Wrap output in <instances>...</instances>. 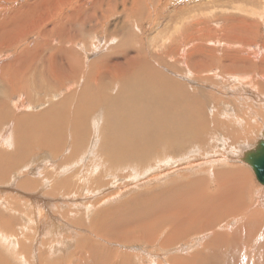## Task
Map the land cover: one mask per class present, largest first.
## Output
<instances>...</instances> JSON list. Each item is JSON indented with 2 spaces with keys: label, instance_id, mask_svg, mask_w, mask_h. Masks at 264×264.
Returning a JSON list of instances; mask_svg holds the SVG:
<instances>
[{
  "label": "rangeland",
  "instance_id": "1",
  "mask_svg": "<svg viewBox=\"0 0 264 264\" xmlns=\"http://www.w3.org/2000/svg\"><path fill=\"white\" fill-rule=\"evenodd\" d=\"M96 1L98 0H95V2ZM114 1L116 3L115 5L113 3V0H104V3L106 6H103L102 8L98 9L97 15L94 18L95 30L91 27V24H90L91 20L89 18V13L87 11H84L85 9H88L90 5L84 6L83 3H80L82 2L80 0L79 3H77L76 1L73 3V6H77V7H72L74 9L73 12L68 9L66 10V12L69 14L70 19L67 21H65V19L67 18L60 19L62 20L60 22V25L62 26V28L59 31L49 33L47 36L46 35L44 36V33H42L43 31H41V29L29 30V28H26L27 24H20L15 27L18 30L14 31L12 34L13 35H15L16 33L24 34L27 32L26 34L22 36V40H23L22 43L18 44L14 48L0 49V69H2L3 65H9L10 61H13V59L18 55V53L22 49L32 50L36 44L42 41H45L46 43V47H44L41 52V54L44 57L46 56L48 57L50 55V51H55L58 54L59 58H61V60L67 59L74 68V72L65 71V69L60 68V59L54 58V60L51 62V65L47 61L46 67L43 68L42 62H40L38 64L37 72L30 71L28 73L27 75L28 86L27 87L21 85L20 83L18 84L17 82H11L7 86L5 84H0V93H1L0 95L1 96H3L4 93L12 92L10 94L11 96L9 97V100L7 99L5 102L3 100L0 101V154L3 153V155L2 154L0 155V158H2L0 160V166L1 164L4 166V167L3 166L0 167V181L2 180L1 178H3L4 180V181L3 180L1 181L3 182V184H1L0 182V195H1L0 203H2L0 204V264H39V257L42 260L45 259L44 261L46 262V264H53L52 261H49V256H50L49 254L51 252L55 253V256L59 257L60 262L63 259L65 260V261H62V263L58 261L59 263H55V264H80L76 262L73 258H69V257L75 251L78 252L80 250L79 247H83V245L85 244L82 237H85V236L89 238L91 237L88 231L89 225H90L89 222H91V224L94 222L93 224H95V220L97 222L98 218H100L101 215L104 214V212L107 213L108 210L119 207V205L126 202L129 197H130L129 198L130 200L133 196L139 193H143L147 191L148 197L150 198L152 196H150L149 194L155 193L163 189L164 190L172 189L171 187H168V186H164V187L157 186L158 184H156L154 181L149 180V177L155 175L157 171L158 173L162 174L164 173V171L167 172L169 170H173L175 174H178L180 172H183L184 169L187 167L185 165L183 166V163L188 162V163L195 164L196 163L195 160H198V161H201L203 159L207 160L210 158V155H212V156L219 157V158L221 157L222 162L224 163V164L221 163L218 165V167H215L217 170H219V168L220 169L222 168L221 170H225L226 168H228V169H233L234 171V166L236 167L238 166L237 168H239V171L243 172L245 170H249L250 172V169L248 168V166L242 163L241 160H239L238 158L244 155L243 149H246L248 146L249 147L253 146V144L257 143L264 135V94H263L264 93V87H263L264 85V80H263L264 79V65H263V72L261 74H258V72H261V71H258L256 69H253L251 73L249 71L248 74L247 73L246 74H242V73L235 74L237 75L235 76V78L240 79L239 82H233L232 79H229L228 76H225L226 74L224 76H219L217 67L213 65L214 67L213 69H210L209 72L204 73V75H208L207 77H210L212 81L203 82V81L194 79V74L192 70H191L192 72L185 70L186 67H185L184 62L181 63L182 65L178 64V65H173V66L168 65V62H171L174 59L180 58L182 55L180 53L182 52L186 56L187 51L190 49V46H192L193 44L189 40L188 41L184 40V38L192 35V30L190 29L192 28L193 25H195L196 27L198 22L200 23L201 21H202L201 23L203 24L201 26L204 27L203 29L204 38H206L204 41V46H203V43H202V46L205 47L207 45L206 48L214 47L213 48L215 50L214 57L215 59L220 61L224 54L222 48L227 47L222 44L225 41H227V40L224 41L223 39H226L225 34H227L224 32L225 27H226V20L229 19L230 17L233 20L246 19V30H245L247 32L246 33L247 35L246 44L249 43V45L245 47V50L242 56L251 55L250 61L256 64H259L261 62V59L264 58V20H262L264 19V0H148V1L142 0L146 8L144 11H140V10L138 11L139 15H136L137 16L136 19H134L132 15L131 16L128 15L130 9L136 8L135 6H133V4L135 3L134 0H114ZM9 5L10 4H8L7 6ZM111 12L113 13L110 14ZM255 13H259V14L255 15ZM103 14H107V17L104 18ZM194 19L196 21H194ZM46 20H48L47 17H44V21ZM60 20H56V21H60ZM103 21H105V23H103ZM194 22L196 23L194 24ZM236 23L238 24V22ZM236 23H228L229 27L232 26L230 33L227 34L230 37L232 34L234 33L236 34V31H235L236 28L239 31L238 25L240 24L236 25ZM52 24L53 22L46 23L45 31L49 30ZM136 25L139 28H141V31H139ZM205 27H208L209 30L208 28H205ZM97 31H100V32H97ZM127 31L129 33H127ZM111 32H114V35L110 34ZM205 32L208 34H206ZM193 36L200 37L201 33L198 30H196V34H194ZM114 39L116 40L114 41ZM219 41H220L221 46L218 45ZM258 44L261 46H259ZM262 45H263V48H262ZM168 47H175L178 49V51L174 54L165 55L164 53L167 51ZM239 47L241 48V45L235 46L233 44H230L228 46V48L232 51H238ZM216 48L217 49L219 48L218 49L219 52L216 50ZM254 50L255 52H253ZM137 53L147 54L149 58L151 55L154 56V55L162 54L163 59L167 58V61L163 62V59L160 60L161 67L159 68L155 66L156 69L147 68L146 66H143V69H140V72H141L140 75L132 74L131 77L127 79H125V74H121V71L123 68H125V66L123 68H120L119 70L120 72H110L109 71L107 73V67H106L107 65H105V63L108 59L110 61L111 60L114 61L115 59H123V57H126V56L133 57L135 60L133 64L134 66H136L139 64L138 58L135 56ZM217 55L222 56V57H218ZM79 59H80V62H79ZM224 63H227V61L226 62L224 61ZM147 65H150V64L147 63ZM79 66L81 67L80 69H79ZM12 68H16V67L15 66L10 67V69ZM154 70H158L161 72V74H159L160 80H157V83L161 85V88L149 86L150 79H152L153 77L151 73ZM187 74H189V77L187 76ZM2 75H3L2 71L0 70V78ZM214 75H218V77ZM51 77H54V78H51ZM137 78L140 79L144 83V86L137 87L136 82H135L136 81L135 79ZM64 80H65V83H64L65 85H63ZM245 80H248L249 82L248 81L245 82ZM126 82H128L129 84ZM41 85L43 87H40ZM247 86H250V88ZM10 87L13 89H11ZM44 87L45 88L49 87V89L45 90ZM173 87L182 88L185 95L188 93V90L193 91V92L197 90H201V91L203 90L207 96H210V97L212 96L211 98L209 97L210 99H215L214 103L216 104L213 103L214 110L210 111L212 108V105H208L203 111L205 112V114L201 115L198 112L200 119L196 118V120L193 121V123H195L197 122V120L198 121L200 120L199 121L201 122L200 129L204 125L209 123L210 124L209 128L201 134H198V132H196L198 135L196 133L195 134L198 137H195L193 132H190L191 135L188 132V134L190 135L189 136L190 138L189 140H187V144L182 146V148L185 149V151H174V152L169 153L167 156L162 155V153L159 154L162 159H165V156H166V159L169 160V162H171L173 166L163 165L161 161L162 159H161L158 161L157 167H155L154 163L152 164L148 163L149 165L146 163H138L136 164L137 167L135 166L134 170L133 169L127 170L126 172L122 170V168L121 169L116 168L109 161V156L111 154L110 151L112 150V147L109 144V141H110L109 139L115 136V139L118 138L117 140H120V138L114 134H117L118 132H120L121 134L122 132H130V131H131L130 133H134L133 137H138V134L136 132L139 131L140 127H142L144 131H147L148 129H150L151 126H153V115H154V109L156 106L162 107L163 110L167 108V111L162 110L161 112V115L163 116L165 120L164 123H166L167 125H174L177 128H179L182 124H187L188 120L186 119L185 115L178 112V108L181 106V103L180 101L175 100L173 98L172 96ZM92 88H98L96 90L97 91L99 90V92H96ZM20 90H22V93H20ZM233 90H235L236 92L235 91L233 92ZM210 91L211 93H209ZM15 92L17 93L15 94ZM162 92H164L163 94L165 95H163ZM97 94L99 95L97 96ZM234 94H236L237 96ZM252 96L255 98L257 97L256 99L258 100H256ZM18 97H19V101H17ZM165 97H168V98L166 99ZM165 99L167 102L165 101ZM260 99L262 100L260 101ZM77 100L78 102H76ZM158 100L159 101L162 100V102H159ZM82 101H84L85 103H88V107H86L87 104H85ZM168 101H169V104H168ZM194 101L200 106L206 104V101L204 102V100H202L200 102L199 98L196 96H194ZM172 103H175V104H172ZM76 104H78V106ZM176 104L178 107L175 106ZM222 104L225 105V107H227V110H222L223 109ZM182 105L187 106L188 109L190 110L197 111L195 108H192L195 105L188 106V103L186 105L184 104V102ZM56 106L59 108V111ZM19 108H20V111H19ZM56 110L58 114L56 113ZM48 111H51V112H48ZM75 111L76 113L79 112L77 116H76ZM207 111H210V112H207ZM252 112H253V115L250 114ZM43 113L44 114L46 113L45 116L42 115ZM83 113L85 115H83ZM64 114H67V115L65 116ZM23 115L24 116L38 115V118L35 120H31V121L26 118V120L23 119L22 121L18 122V119ZM58 115L60 116L59 119H58ZM212 115H214L213 119L217 117L218 118L214 121L212 119L211 122H209V119H211L210 116ZM48 116H50L49 119H48ZM166 116L167 118H165ZM85 117L86 118L88 117L89 119L88 122L90 121L92 124L91 125L87 124L86 125L87 128L86 126L82 128V130H84L82 132L76 131V130L74 131V129H72L73 121L76 118L81 119ZM233 118H235L234 121H233ZM228 119L231 121H229ZM23 121L25 122L23 123ZM67 121L69 124L67 123ZM48 122H50L51 125H49ZM94 122L96 124H94ZM211 123L212 124L215 123L216 125L219 124L220 127L219 128L217 127L218 129L213 128L211 127L212 126ZM54 125L56 127H54ZM34 126L36 127L34 128ZM61 127L62 129H65V130L62 131ZM113 128H115L116 131ZM51 130H52V133H51ZM55 130L61 131L60 134H59V131L56 132ZM48 131L50 132L49 134H48ZM109 131L113 133L111 134ZM54 132L56 134H53ZM76 132L77 134L73 135V133H76ZM79 132L83 134H79ZM89 132H91L94 136L89 135ZM97 132H101V133L97 134ZM208 132L209 134H206ZM95 135H96V138H95ZM97 135L99 136L97 137ZM107 135H109L108 138H107ZM5 136H8L9 139L8 137H5ZM55 136H58V138ZM217 136H220L221 139L220 137H217ZM39 137L41 138L39 139ZM69 137L70 138L72 137L71 138L72 140ZM89 137L90 139H88ZM102 137L103 138L105 137V138L103 139ZM46 139L48 140L46 141ZM63 139L66 141L64 142ZM218 139L219 141H222L221 143L223 144H219ZM56 140L57 142H55ZM81 140L85 141L87 144L85 145V142H82ZM14 141H17L16 142L17 144ZM12 143H14V146H11L13 145ZM42 143L45 146L41 147ZM77 144H82V146L77 145ZM88 144H91V145H88ZM93 144H95L96 147ZM220 145L222 147H220ZM78 146H80V148ZM82 147L84 148V150L81 149ZM101 147L103 148L101 149ZM5 149H7L8 153H4ZM252 149H254V146L252 147ZM72 150L73 151L75 150V152H73ZM62 151L64 153H62ZM69 151L73 155L69 156V153H70ZM76 152L78 155L81 154L80 155L81 157L75 154ZM196 152L197 153L199 152V154H197ZM226 152H228L227 154L229 153L235 154L234 158L228 159L227 157L228 155L226 154ZM237 152L238 154H236ZM13 153L15 154L14 156L12 155ZM107 153H110L108 154L109 156L107 155ZM94 154H96V157H94L95 156ZM7 155H9V157ZM6 156H7V159H4L6 158ZM10 157L12 160H10ZM8 158H9V163L5 162V160H8ZM83 158L85 159L82 161ZM185 158L186 159L188 158V159L186 160ZM3 160H4V164L1 163L3 162ZM177 163L180 165H178ZM79 164H82V165H79ZM221 165H224V166H221ZM109 167L112 169H110ZM202 168H205L204 164L203 166H200V169ZM2 173H3V176H1ZM120 173L122 174L118 175ZM113 174L115 176H113ZM183 174L184 173H182V175ZM18 175L20 176L18 177ZM195 175H197L198 177H206L207 173L197 172ZM195 175H191L190 177H193ZM178 177H180V175ZM251 178H252L253 185L255 187L264 188L256 182V179L253 173H252ZM4 182H6V184ZM24 182H35L37 183V188L33 191H26L21 186H19L20 183H24ZM87 182H90V183H87ZM89 184L92 187H89ZM97 184L99 185V188ZM38 187L40 188V190H42V192L38 190L39 189ZM84 187L86 189L89 188L87 189L88 191L91 190L92 188V192L89 191L90 193L88 192L87 194L88 196L90 195L89 196L90 198L87 195L85 196V194L87 193L86 192L87 190ZM81 189L84 192L80 191ZM74 190H76L77 192ZM50 191H54V195H47V193ZM80 193H82V195ZM100 193L102 194L100 195ZM69 194H71V196ZM120 194H123V195L120 196ZM8 195L10 196L9 198H8ZM83 195L85 196V198H87L86 201L84 200L85 198ZM92 195L93 197H91ZM255 195L257 196L258 193ZM32 197H34V199ZM239 197H240L239 198L240 204L243 202H247L246 195L242 194ZM5 198L7 200L9 199L10 201L9 200L6 201ZM14 199L15 200L17 199V200L15 201ZM88 199H91L93 201L91 200L89 201ZM94 199L96 202L94 201ZM104 201H107V202L103 204ZM117 201L119 202L118 204L116 203ZM7 202L9 204L11 202L12 203L9 205ZM20 202H23L21 203L22 205L20 204ZM76 202L77 203L79 202V204L77 205ZM52 203L54 204L55 208L52 206L53 205ZM31 204L36 205V207L34 208V206H32ZM69 204H71V206ZM79 205L80 206L82 205L81 207L83 208L85 207L84 210L86 208L88 209L84 211L83 208L81 209L78 208L80 207ZM70 207H71V210H70ZM64 208L67 210H64L63 212ZM252 208H254L253 210L260 211L263 214V218L259 221V226H258L259 227L258 229H260V231H258V233L256 234V237L258 238L257 241L259 244H261L262 243L261 237H263L264 235V206L263 205L261 207L252 206ZM38 212H40V215ZM95 213H97V215H94ZM3 214H6V215H3ZM77 214L82 215V217ZM92 214L93 216H96V219L95 217L92 216ZM54 215L55 217H53ZM59 215L60 216L63 215V216L60 217ZM38 216H40V219ZM58 216L61 220L58 218ZM88 216L89 218L86 219L85 217H88ZM4 217H5V220L3 219ZM74 218L76 219L73 220ZM116 218L122 219L123 217L118 215L116 216ZM33 219H36V220H33ZM77 219L78 220L80 219L81 223L80 221L78 223ZM91 219L93 220V222ZM38 221H40L41 224L44 223V225L41 226V229L39 228V233L41 234H39L38 231L35 229L36 227H38V223H37ZM70 221L74 222L76 225L74 223L70 224L71 223ZM2 222H4V224H1ZM4 226L9 229H6ZM27 226L31 228L29 229ZM112 227L115 229V224L113 221H112V224L111 222L107 223L105 228L113 232L114 229ZM69 229H72V230H69ZM26 231H28V233ZM31 231L33 232L31 233ZM44 232L45 233L48 232L47 237ZM49 238H51V240ZM64 238L65 240H63ZM210 238H212L211 233L203 231L202 235L193 234L192 236L188 237L185 241H181L178 244L167 247L165 249H160L154 244H140L138 242H132L131 244H125V245L112 242V243H108V246L110 250L113 252H116L121 255L136 256L139 258L140 261L142 262L144 261V263L147 264L148 261L162 260L165 258L179 256L187 252L190 248L194 247L196 243L201 244L203 243V241L210 239ZM41 240L42 241L46 240L47 243L40 242ZM48 240L51 241L53 244H56L54 246V248H58L56 252H54V250L50 247V245H48V244H52V243H49ZM232 244L235 247L241 243L236 242L234 238V240L232 241ZM40 245L44 247L46 245V247L43 248ZM42 249H44L45 251ZM174 249H175V252H174ZM23 251L24 252L26 251V252L23 253ZM21 254H22V258H21ZM24 256H27V257H24ZM66 257L67 259H65ZM34 260L37 262H35ZM66 261L68 262L66 263ZM239 264H242V263H239Z\"/></svg>",
  "mask_w": 264,
  "mask_h": 264
},
{
  "label": "bare ground",
  "instance_id": "2",
  "mask_svg": "<svg viewBox=\"0 0 264 264\" xmlns=\"http://www.w3.org/2000/svg\"><path fill=\"white\" fill-rule=\"evenodd\" d=\"M79 3L80 0H0V49H5V48H14L18 44L22 43V36L24 34H18L16 33L13 35L12 33L18 29L15 27L20 25V24H27L26 28H29V30H39L43 31L44 36L48 35L49 33L57 32L59 31L62 26L60 25V22L62 20L60 19H65V21L69 20V14L66 12V10H71L72 12L74 9L72 7H77L73 6L74 2ZM84 6H89L88 9H85L84 11H87L89 13V18L91 20V27L95 30V24H94V18L97 15L98 9L102 8L103 6H106L104 3V0H98L95 2V0H81ZM148 1V0H147ZM133 6L136 8L130 9L128 15H132L134 19H136V15H139V10L144 11L146 6L142 0H134ZM114 5L116 4L115 1L113 0ZM148 3V2H147ZM146 3V4H147ZM10 4L9 6H7ZM6 5V6H5ZM253 5V4H252ZM145 6V7H143ZM117 7V6H116ZM213 8V7H212ZM252 8V7H251ZM256 8V7H255ZM258 8V7H257ZM211 9V8H210ZM239 10V9H238ZM258 10V9H257ZM262 12V11H260ZM81 13V12H80ZM79 13V14H80ZM111 12L110 14H112ZM78 14V15H79ZM259 14V13H255ZM249 15V14H248ZM200 16V15H199ZM208 16V15H207ZM250 16V15H249ZM44 17H47L48 20L44 21ZM103 17L106 18L107 14H103ZM117 17V16H116ZM119 17V16H118ZM259 17V16H258ZM207 18V17H206ZM218 19V18H217ZM224 19V18H223ZM60 20V21H56ZM107 20V19H106ZM204 20V19H203ZM208 20V19H206ZM264 20V19H262ZM132 21V20H130ZM139 21V20H138ZM194 21H196L194 19ZM201 21V20H200ZM48 22H53L51 28L47 31H45V24ZM193 22V21H192ZM202 22V21H201ZM200 22V23H201ZM207 22V21H206ZM236 22H238V25ZM256 22V21H255ZM263 22V21H262ZM105 23V21H103ZM128 23V22H127ZM196 22H194L195 24ZM198 22L197 26L195 25L192 26L190 30H192V35L187 36L184 38L186 41H190L193 45L190 46V49L187 51L186 56L184 53L182 54L180 58L174 59L171 62H168V65H178L184 62L185 64V70L192 72L194 74V79L203 81V82H211V78L207 77L208 75H204L205 72H209L210 69H213V65L217 67L218 75L219 76H228L229 79H232L233 82H239L240 79H236L235 74H248V72L253 71V69H256L258 71V74H261L263 72V65H264V58L261 59V62L259 64H256L254 62H251V55L247 56H242L245 47H247L248 44L247 42V35H246V19H229L226 20V27H225V33H230V30L232 29L229 27L228 23H236L238 25V29H235L236 34H230L231 37L227 34H225V38L223 39L225 41L222 45H225L227 47L222 48L224 54L220 61L215 59L214 54L215 50L213 49L214 47H203L204 46V41L206 38H204V32L201 25ZM204 23V22H203ZM62 24V23H61ZM129 24V23H128ZM257 24V23H256ZM130 26V25H129ZM207 26V25H206ZM218 26V25H217ZM250 26V25H249ZM256 26V25H255ZM136 27L141 31V28H139L137 25ZM190 27V26H189ZM198 27V28H197ZM235 27V26H234ZM129 28V27H128ZM185 28V27H184ZM208 28V27H205ZM176 29V28H175ZM186 29V28H185ZM189 30V29H187ZM196 30H198L201 33V36L195 37L193 36L196 34ZM209 30V28H208ZM136 31V30H135ZM181 31V30H180ZM100 32V31H97ZM209 32V31H207ZM120 33V32H119ZM122 33V32H121ZM127 33H129L127 31ZM180 33V32H179ZM206 33V32H205ZM222 33V32H221ZM110 34L114 35V32H111ZM139 34V33H138ZM208 34V33H206ZM129 35V34H128ZM127 35V36H128ZM60 36V35H59ZM96 36V35H95ZM229 36V37H228ZM57 37V36H56ZM202 37V38H201ZM178 38V37H177ZM89 39V38H88ZM113 39V38H112ZM181 39V38H179ZM222 39V38H221ZM116 39H114L115 41ZM143 40V39H142ZM221 40V41H223ZM209 41V40H208ZM74 42V41H73ZM81 43V42H80ZM203 43V46H202ZM218 43V42H217ZM230 44H233L235 46L241 45V48L239 47L238 51H232L228 48ZM252 44V43H251ZM79 45V44H78ZM220 41H219V44ZM217 45V46H218ZM259 45V44H258ZM261 46V45H259ZM46 47L45 41H42L34 46L32 50H26L22 49L18 55L13 59V61H10L9 65H3L2 69V76L0 78V84H5L6 86L9 85L11 82H17L18 84L20 83L21 85L27 87L28 86V78L27 75L31 71H38V64L42 62L43 68L46 67L47 61L51 65V62L54 60V58H59L58 54L55 51H50V55L47 57H44L41 52L43 48ZM73 47V46H72ZM83 47V46H82ZM182 47V46H181ZM157 48V47H156ZM257 48V47H256ZM263 48V45H262ZM164 49V48H163ZM183 49V48H182ZM219 49V48H218ZM216 48V50L218 51ZM52 50V49H51ZM184 50V49H183ZM178 51L177 48L175 47H168L167 51L164 53L165 55L167 54H174ZM80 52V50H79ZM78 52V53H79ZM82 52V51H81ZM219 52V51H218ZM255 52V50L253 51ZM258 52V51H257ZM76 53V52H75ZM84 53V52H83ZM261 53V52H259ZM222 54V53H221ZM248 54V53H247ZM256 55V54H255ZM7 56V55H6ZM82 56V55H81ZM138 58L139 64L134 66L133 62L135 61L133 57H123V59H115L113 60H107L105 65H107V73L110 72H120V68H125L122 69L121 74H125V79L130 78L132 74H138L140 75V69H143V66H146L147 68H152L156 69V67H161L160 60L163 59L162 54L160 55H151L150 58L147 56V54H141L137 53L135 55ZM119 57V56H118ZM117 57V58H118ZM110 58V57H109ZM60 59V68L65 69V71H72L74 72V68L72 64L66 59V60H61ZM219 59V58H218ZM223 60V61H222ZM167 61V58L163 59V62ZM224 61L227 63H224ZM80 62V59H79ZM137 62V61H136ZM135 62V63H136ZM150 64V65H147ZM86 64V63H85ZM152 65V66H151ZM182 65V64H181ZM15 66L16 68L10 69V67ZM156 66V67H155ZM184 66V65H183ZM58 67V66H57ZM42 68V67H41ZM42 68V69H43ZM59 68V67H58ZM59 68V69H60ZM81 67L79 66V69ZM164 69V68H163ZM55 70V68H54ZM192 70V71H191ZM206 70V71H205ZM42 71V70H40ZM144 71V70H143ZM186 71V72H187ZM64 72V71H63ZM71 73V72H70ZM147 74V73H146ZM152 79H150V84L149 86H154V87H159L161 88V85L157 83V80H160L159 74H161L160 71L154 70L152 73ZM217 74V73H216ZM5 75V77H4ZM66 75V74H65ZM218 75H214L217 76ZM232 75V76H231ZM189 77V74H187ZM211 76V75H210ZM251 76V75H250ZM249 76V77H250ZM137 77V76H136ZM135 77V78H136ZM139 77V76H138ZM187 77V78H188ZM54 78V77H51ZM242 78V77H241ZM46 79V78H45ZM254 79V78H253ZM136 80V81H135ZM134 81L136 82L137 87L144 86V83L140 79H135ZM250 80V79H249ZM264 80V79H263ZM34 81V80H33ZM39 81V80H38ZM88 81V79H87ZM191 81V79H190ZM248 80H245V82ZM59 82V81H58ZM198 82V81H197ZM241 82V81H240ZM249 82V81H248ZM252 82V81H250ZM40 83V82H39ZM46 83V82H45ZM65 83V80L63 82V85ZM128 83V82H126ZM133 83V82H132ZM202 83V82H201ZM243 83V82H242ZM260 83V82H259ZM129 84V83H128ZM254 84V82H253ZM258 84V83H257ZM255 84V85H257ZM99 85V84H98ZM165 85V84H164ZM196 85V83H195ZM199 85V84H198ZM46 86V85H45ZM48 86V85H47ZM73 86V85H72ZM227 86V85H226ZM3 87V85H2ZM17 87V85H16ZM21 87V86H20ZM19 87V88H20ZM40 87H43L42 85ZM82 87V86H80ZM95 87V86H93ZM99 87V86H97ZM126 87V86H125ZM202 87V86H201ZM214 87V86H213ZM233 87V86H232ZM250 88V86H247ZM259 87V86H258ZM264 87V85H263ZM11 88V87H10ZM9 88V89H10ZM45 88V87H44ZM117 88V87H116ZM170 88V87H169ZM203 88V87H202ZM206 88V87H205ZM222 88V87H221ZM5 89V88H4ZM13 89V88H11ZM23 89V88H22ZM42 89V88H41ZM49 89L48 88H45ZM96 92V89L98 88H92ZM101 89V88H100ZM127 89V88H126ZM129 89V88H128ZM166 89V87H165ZM135 90V89H134ZM169 90V89H168ZM251 90V89H250ZM127 91V90H126ZM235 90H233L234 92ZM257 91V90H256ZM7 92V91H6ZM30 92V90H29ZM33 92V91H32ZM31 92V93H32ZM116 92V91H115ZM131 92V91H130ZM133 92V90H132ZM173 92V98L175 100L180 101L181 106L178 108V112L181 114L185 115L187 121V124H182L179 128H177L174 125H167L164 123V118L161 115L162 112V107L156 106L154 109V115H153V126H151L150 129L147 131H144L142 127H140L139 131L136 132L138 134V137H133L134 133L130 132H118L117 134H114L120 138V140L115 139V136L111 137L109 139V144L112 147V150L110 151L109 156V161L112 165H114L116 168H119L124 170L125 172L127 170H134L135 166L137 167L136 164L138 163H154L155 167L158 166V161L161 160L162 158L160 157V153L162 155H168L171 152L174 151H185V149L182 148V146L187 144V140H189V136L191 135L190 132H193V134L196 136V132L198 134H201L205 132L210 124L207 123L200 129V123L198 120L197 122L193 123L194 120L200 119V116L198 115V112L202 115L205 114L204 109L208 105H212V108L210 111L214 110V103L215 99H210V96H207L206 93L202 90H197L195 92L188 90V93L185 95L183 92L182 88L179 87H173L172 89ZM218 92V91H217ZM224 92V91H223ZM236 92V91H235ZM246 92V91H245ZM12 93V92H11ZM10 92L4 93L3 96L0 95V101L3 100L4 102L11 96ZM17 92H15L16 94ZM19 93V91H18ZM20 93H22V90H20ZM164 92H162L163 94ZM211 93V91L209 92ZM1 94V93H0ZM115 94V93H114ZM264 94V93H263ZM89 95V94H87ZM96 95V94H95ZM99 94H97L98 96ZM124 95V94H123ZM165 95V94H163ZM169 95V94H168ZM226 95V94H225ZM236 95V94H234ZM241 95V94H240ZM16 96V95H15ZM194 96L198 97L200 102L204 100L206 101V104L200 106L194 101ZM237 96V95H236ZM235 96V97H236ZM250 96V95H248ZM89 97V96H87ZM164 97V96H162ZM210 97V98H209ZM228 97V96H227ZM234 97V98H235ZM253 97V96H252ZM262 97V96H260ZM118 98V97H117ZM126 98V97H125ZM133 98V97H132ZM166 99L168 97H165ZM250 98V97H249ZM255 98V97H253ZM257 98V97H256ZM255 98V99H256ZM87 99V98H86ZM84 99V100H86ZM165 99V101H166ZM237 99V98H236ZM96 100V99H95ZM160 100V99H159ZM158 100V101H159ZM169 100V99H168ZM249 100V99H248ZM246 100V101H248ZM258 100V99H256ZM262 99H260L261 101ZM19 101V97L18 100ZM90 101V100H89ZM87 101V102H89ZM100 101V100H99ZM127 101V100H126ZM171 101V100H170ZM236 101V100H235ZM250 101V100H249ZM78 102V100L76 101ZM84 102V101H82ZM159 102H162L159 101ZM167 102V101H166ZM184 104L188 106L189 105H195L192 108H195L197 111H193L188 109L187 106L182 105ZM237 102V101H236ZM60 103V102H59ZM58 103V104H59ZM81 103V102H80ZM85 103V102H84ZM177 103V102H175ZM172 103V104H175ZM214 103V104H213ZM64 104V103H63ZM86 107H88V103ZM84 104V105H85ZM90 104V103H89ZM169 104V101H168ZM236 104V103H235ZM238 104V103H237ZM248 104V103H247ZM22 105V104H21ZM78 106V104H76ZM82 105V104H81ZM93 105V103H92ZM91 105V106H92ZM223 105V104H222ZM60 106V105H59ZM64 106V105H63ZM172 106V105H171ZM177 106V104L175 105ZM229 106V105H228ZM7 107V106H6ZM19 107V106H18ZM54 107V106H53ZM57 107V106H56ZM178 107V106H177ZM210 107V106H209ZM244 107V106H243ZM242 107V108H243ZM58 108V107H57ZM84 108V107H83ZM135 108V107H134ZM222 110H227V107L225 105L222 106ZM262 108V107H260ZM52 109V108H51ZM231 109V108H230ZM249 109V108H248ZM247 109V110H248ZM64 110V109H63ZM83 110V109H82ZM216 110V109H215ZM235 110V109H234ZM20 111V108H19ZM55 111V109H54ZM59 111V108H58ZM85 111V110H84ZM90 111V110H89ZM92 111V110H91ZM138 111V110H137ZM163 111H167V108L164 109ZM207 111V112H210ZM237 111V110H236ZM241 111V110H240ZM256 111V110H255ZM47 112V111H46ZM51 112V111H48ZM61 112V111H60ZM86 112V111H85ZM84 112V113H85ZM228 112V111H226ZM57 113V110H56ZM55 113V114H56ZM65 113V112H63ZM76 113V111H75ZM79 113V112H78ZM76 113V116L77 114ZM82 113V112H81ZM83 113V115H85ZM212 113V112H211ZM46 114V113H45ZM43 113L42 115L45 116ZM49 114V113H47ZM58 114V113H57ZM56 114V115H57ZM60 114V113H59ZM253 115V112L250 113ZM256 114V112H255ZM12 115V114H11ZM61 115V114H60ZM65 116L67 114H64ZM74 115V114H73ZM72 115V116H73ZM222 115V114H221ZM259 115V114H258ZM13 116V115H12ZM52 116V115H50ZM48 116V119L49 117ZM101 116V114H100ZM126 116V115H125ZM124 116V117H125ZM209 116V115H208ZM223 116V115H222ZM229 116V115H228ZM10 117V116H9ZM47 117V116H46ZM58 115V119H59ZM64 117V116H63ZM75 117V116H74ZM73 117V118H74ZM98 117V116H97ZM204 117V116H203ZM214 115L210 116L211 119H209V122L213 119ZM252 117V116H251ZM13 118V117H12ZM29 119L35 120L38 118V115H32V116H21L18 119V122L22 121L23 119L26 120ZM99 118V117H98ZM102 118V117H101ZM167 118V116L165 117ZM218 118V117H217ZM217 118L213 119L216 120ZM226 118V117H224ZM228 118V117H227ZM248 118V117H247ZM7 119V118H6ZM17 119V118H16ZM45 119V117H44ZM61 119V118H60ZM67 119V118H66ZM65 119V120H66ZM104 119V117H103ZM235 118H233L234 121ZM47 120V119H46ZM54 120V119H53ZM88 117L86 118H76L73 121L72 129L74 131H84L82 128H84L87 124H92L90 121L88 122ZM206 120V119H205ZM219 120V119H218ZM229 120V119H228ZM14 121V120H13ZM17 121V120H16ZM15 121V122H16ZM59 121V120H58ZM98 121V120H97ZM100 121V120H99ZM203 121V120H202ZM231 121V120H229ZM228 121V123H229ZM25 121H23L24 123ZM54 122V121H53ZM65 122V121H64ZM220 122V121H219ZM7 123V122H6ZM14 123V122H13ZM12 123V124H13ZM27 123V121H26ZM25 123V125H26ZM33 123V122H32ZM39 123V122H38ZM42 123V122H41ZM52 123V122H51ZM55 123V122H54ZM63 123V122H62ZM60 123V124H62ZM68 123V121H67ZM98 123V122H97ZM103 123V122H102ZM217 123V122H216ZM221 123V122H220ZM252 123V122H251ZM16 124V123H15ZM43 124V123H42ZM45 124V123H44ZM49 125L50 122H48ZM64 124V123H63ZM69 124V123H68ZM94 124H96L94 122ZM101 124V123H100ZM109 124V123H108ZM114 124V123H112ZM205 124V123H204ZM235 124V123H233ZM24 125V126H25ZM31 125V124H30ZM71 125V124H70ZM89 125V126H90ZM99 125V124H98ZM102 125V124H101ZM100 125V126H101ZM211 127L213 128H219V124L211 123ZM28 126V125H27ZM39 126V125H38ZM65 126V125H64ZM88 126V127H89ZM235 126V125H234ZM4 127V126H3ZM8 127V126H6ZM17 127V126H16ZM14 127V128H16ZM36 126H34L35 128ZM48 127V126H47ZM52 127V126H51ZM50 127V128H51ZM54 127H56L54 125ZM53 127V129H54ZM71 127V126H70ZM93 127V125H92ZM96 127V126H95ZM111 127V126H110ZM114 127V126H113ZM116 127V126H115ZM224 127V126H223ZM5 128V127H4ZM3 128V129H4ZM13 128V127H12ZM32 128V127H31ZM39 128V127H37ZM41 128V126H40ZM49 128V127H48ZM58 128V127H57ZM87 128V126H86ZM128 128V127H127ZM139 128V127H138ZM217 128V129H218ZM62 129V127H61ZM92 129V128H91ZM96 129V128H95ZM98 129V128H97ZM115 129V128H113ZM36 130V129H35ZM65 129H62L64 131ZM68 130V129H67ZM94 130V128H93ZM92 130V131H93ZM131 130V129H130ZM133 130V129H132ZM200 130V131H199ZM224 130V129H223ZM45 131V130H43ZM54 131V130H53ZM56 131V130H55ZM59 131V130H57ZM56 131V132H57ZM86 131V130H85ZM89 131V130H88ZM91 131V132H92ZM98 131V130H96ZM116 131V129H115ZM114 131V132H115ZM222 131V130H221ZM247 131V130H246ZM15 132V131H14ZM24 132V131H23ZM42 132V131H41ZM61 131H59L60 134ZM79 134H83L80 133ZM91 132H89V135H93ZM111 134L113 132L109 131ZM190 133V135L188 134ZM219 132V131H218ZM239 132V131H238ZM4 133V131H3ZM7 133V132H5ZM50 132L48 131V134ZM52 133V130H51ZM65 133V132H64ZM86 133V132H84ZM101 133V132H97ZM103 133V132H102ZM196 133V134H195ZM260 133V132H259ZM53 134H56L55 132ZM52 134V135H53ZM66 134V133H65ZM77 134L76 133H73ZM78 134V135H79ZM109 134V133H108ZM197 134V135H198ZM206 134H209L206 133ZM226 134V133H225ZM36 135V134H35ZM45 135V134H44ZM63 135V134H61ZM72 135V137H73ZM105 135V134H104ZM110 135V134H109ZM107 135V138L109 137ZM221 135V134H220ZM10 136V134H9ZM17 136V135H16ZM21 136V135H19ZM46 136V135H45ZM50 136V135H49ZM60 136V135H59ZM77 136V135H76ZM84 136V135H83ZM94 136V135H93ZM99 135H97L98 137ZM193 136V135H192ZM216 136V135H215ZM3 137V136H2ZM8 137V136H5ZM15 137V135H14ZM58 138V136H55ZM61 137V136H60ZM64 137V136H63ZM71 137V138H72ZM88 137V136H86ZM133 137V139H132ZM209 137V135H208ZM220 137V136H217ZM223 137V135H222ZM23 138V137H22ZM41 137H39L40 139ZM65 138V137H64ZM70 138V137H69ZM70 138V139H71ZM78 138V137H77ZM96 138V135H95ZM103 138V137H102ZM105 138V137H104ZM103 138V139H104ZM9 139V137H8ZM20 139V138H19ZM37 139V137H36ZM56 139V138H55ZM81 139V138H80ZM83 139V138H82ZM90 139V137L88 138ZM102 139V140H103ZM221 139V137H220ZM260 139V138H259ZM6 140V139H4ZM3 140V141H4ZM17 140V139H16ZM30 140V139H29ZM48 139H46L47 141ZM51 140V139H50ZM49 140V141H50ZM64 140V139H63ZM72 140V139H71ZM78 140V139H77ZM92 140V138H91ZM97 140V139H96ZM252 140V139H251ZM256 140V139H255ZM39 141V140H37ZM48 141V142H49ZM54 141V140H53ZM66 140H64L65 142ZM79 141V140H78ZM76 141V142H78ZM82 141V140H81ZM108 141V140H107ZM219 141V139H218ZM15 143L17 141H14ZM57 142V140L55 141ZM73 142V141H72ZM75 142V140H74ZM85 142V141H82ZM222 141H219V144ZM248 142V141H247ZM25 143V142H24ZM52 143V142H51ZM89 143V142H88ZM106 143V142H105ZM236 143V142H235ZM14 146V143H12ZM17 144V143H16ZM53 144V143H52ZM63 144V143H62ZM83 144V143H82ZM82 144H77L81 145ZM87 143L85 142V145ZM256 143L253 144L255 146ZM3 145V144H2ZM5 145V143H4ZM10 145V144H9ZM47 145V144H46ZM51 145V144H50ZM73 145V144H72ZM91 145V144H88ZM95 146V144H93ZM103 145V143H102ZM250 145V144H249ZM252 145V144H251ZM10 146V147H11ZM20 146V145H19ZM26 146V145H24ZM45 146L43 143L41 144V147ZM109 146V145H108ZM216 146V145H214ZM219 146V145H218ZM247 147L246 149H243V154L252 150V147ZM49 147V146H48ZM77 147V146H75ZM80 148V146H78ZM96 147V146H95ZM110 147V148H111ZM220 147H222L220 145ZM230 147V146H229ZM46 148V147H45ZM51 148V147H50ZM70 148V147H68ZM72 148V147H71ZM90 148V146H89ZM99 148V147H98ZM103 147H101L102 149ZM41 149V148H40ZM58 149V148H56ZM81 149L84 150L82 147ZM92 149V148H91ZM230 149V148H229ZM234 149V148H233ZM17 150V148H16ZM79 150V149H78ZM105 150V148H104ZM4 153H8L7 149L4 150ZM73 151V150H72ZM229 151V150H228ZM233 151V150H232ZM22 152V151H20ZM70 152V151H69ZM75 152V150L73 151ZM84 152V151H83ZM89 152V151H88ZM225 152V151H223ZM222 152V153H223ZM239 152V151H238ZM238 152L236 154H238ZM62 153H64L62 151ZM197 153V152H196ZM228 152H226L227 154ZM3 155V153H1ZM0 154V155H1ZM77 154V152L75 153ZM199 154V152L197 153ZM216 154V153H215ZM242 154V153H241ZM6 155V154H5ZM10 155V154H9ZM9 155H7L9 157ZM13 156L15 155L14 153L12 154ZM71 152L69 153V156H71ZM78 155V154H77ZM81 155V154H80ZM78 155V156H80ZM91 155V154H90ZM96 157V154H94ZM222 155V154H221ZM228 159H233L235 154L229 153L227 154ZM6 158L4 159H7ZM162 159V164L163 165H168V166H173L169 160ZM208 156V155H206ZM225 156V155H223ZM241 156V155H240ZM67 157V156H66ZM81 157V156H80ZM93 157V155H92ZM205 157V156H204ZM239 157V156H237ZM65 158V157H64ZM72 158V157H71ZM70 158V159H71ZM87 158V157H86ZM90 158V157H89ZM242 157H239L238 159L241 160ZM2 158H0L1 160ZM15 159V158H14ZM68 159V158H67ZM85 158L82 159V161ZM96 159V158H95ZM94 159V160H95ZM186 159V158H185ZM188 159V158H187ZM186 159V160H187ZM199 159V157H198ZM227 159V161H228ZM10 160L11 157H10ZM91 160V159H89ZM107 160V159H106ZM99 161V160H98ZM196 163H183V166H187L183 172H180L178 174H175L173 170L169 171H164V173H158V171L155 173V175L149 177V180L154 181L157 186L164 187L168 186L171 187L172 189L168 190H159L155 193L149 194L152 197H148V192L145 191L143 193H139L135 196H133L130 200H128L122 204L119 205V207L110 209L106 212H104L103 215H101L100 218H98L97 222L95 220V224H92L91 222L89 225V235L91 237H82L84 241L83 247H79L80 250L77 252L75 251L69 258H73L76 262L80 264H146L144 261H140L138 257L133 256V255H121L116 252H113L110 250L108 243H118V244H131L132 242H138L140 244H154L160 249H165L167 247L173 246L175 244H178L181 241H185L188 237L192 236L193 234H198L202 235L203 231L210 232L212 235V238L207 239L203 241L201 244H195L194 247L190 248L187 252L179 255V256H174L170 258H165L162 260H153V261H148L147 264H239V263H244V264H264V235L261 237L262 243H258V238L256 237V234L260 229L259 227V221L263 218V214L260 211L253 210L252 206L254 207H261L262 205L264 206V188H257L253 185L252 182V171L245 170L243 172L239 171V168L234 166V171L233 169H228L226 168L225 170H217L215 167H218L219 164H224L222 162L221 157H215L210 155L209 159H203L201 161L195 160ZM224 161V160H223ZM5 162L9 163V158L8 160H5ZM13 162V161H11ZM93 162V161H91ZM191 162V161H190ZM226 162V160H225ZM237 162V161H236ZM240 162V161H238ZM242 162V161H241ZM4 164L3 162H1ZM7 163V164H8ZM89 163V162H88ZM176 163V162H175ZM243 163V162H242ZM44 164V163H43ZM78 164V163H77ZM83 164V163H82ZM79 164V165H82ZM109 164V163H107ZM178 164V163H177ZM205 166V168L200 169V166ZM229 164V163H228ZM232 164V163H231ZM78 165V166H79ZM89 165V164H88ZM149 165V164H148ZM180 165V164H178ZM182 165V164H181ZM244 165V164H243ZM246 165V164H245ZM244 165V166H245ZM3 165L1 164L0 167ZM53 166V165H52ZM56 166V165H55ZM111 166V165H110ZM224 166V165H221ZM240 166V165H239ZM4 167V166H3ZM80 167V166H79ZM246 167V166H245ZM37 168V167H36ZM54 168V167H53ZM77 168V167H75ZM82 168V167H81ZM106 168V167H105ZM110 168V167H109ZM181 168V167H180ZM247 168V167H246ZM247 168V169H248ZM38 169V168H37ZM79 169V168H78ZM108 169V168H107ZM106 169V171H107ZM112 169V168H110ZM146 169V168H145ZM48 170V168H47ZM165 170V169H164ZM103 171V170H102ZM105 171V170H104ZM121 171V170H120ZM34 172V171H33ZM109 172V171H108ZM117 172V171H116ZM130 172V171H129ZM128 172V173H129ZM197 172H206L207 176L206 177H198L195 175ZM252 172V173H251ZM81 173V172H79ZM84 173V172H83ZM103 173V172H102ZM107 173V172H106ZM149 173V172H148ZM152 173V172H150ZM182 173H184L182 175ZM20 174V173H18ZM40 174V173H38ZM108 174V173H107ZM106 174V175H107ZM112 174V173H110ZM122 173L118 174L121 175ZM23 175V174H21ZM37 175V174H36ZM105 175V177H106ZM134 175V174H133ZM180 175V177H178ZM191 175H195L193 177H190ZM204 175V174H203ZM3 176V173L1 174ZM20 175H18L19 177ZM108 176V175H107ZM113 176H115L113 174ZM132 176V175H131ZM135 176V175H134ZM205 176V175H204ZM248 176V177H247ZM24 177V176H23ZM117 177V176H116ZM115 177V178H116ZM133 177V176H132ZM131 177V178H132ZM136 177V176H135ZM138 177V176H137ZM85 178V177H84ZM99 178V177H98ZM96 178V179H98ZM122 178V177H121ZM178 178V179H177ZM3 180V178H1ZM41 179V178H40ZM139 179V178H138ZM143 179V178H142ZM1 180V181H2ZM105 180V179H104ZM111 180V179H110ZM109 180V181H110ZM114 180V179H113ZM123 180V179H122ZM0 181V182H1ZM4 181V180H3ZM117 181V180H116ZM120 181V180H119ZM142 181V180H141ZM6 184V182H4ZM83 183V182H82ZM90 183V182H87ZM97 183V182H96ZM113 183V182H112ZM123 183V182H122ZM3 184V182H1ZM85 184V183H84ZM98 185V184H97ZM109 185V184H108ZM19 186H21L23 189L26 191H33L37 188V183L35 182H24L20 183ZM83 186V185H82ZM112 186V185H111ZM116 186V185H115ZM119 186V185H118ZM117 186V187H118ZM126 186V185H125ZM133 186V185H132ZM89 187H92L89 184ZM104 187V186H103ZM134 187V186H133ZM264 187V186H262ZM39 188V187H38ZM74 188V186H73ZM76 188V187H75ZM79 188V187H78ZM85 188V187H84ZM82 188V189H84ZM99 188V185H98ZM130 188V187H129ZM80 191H83V190ZM86 189V188H85ZM89 189V188H87ZM86 189V190H87ZM110 189V188H109ZM113 189V188H112ZM116 189V188H114ZM119 189V188H118ZM258 189V190H257ZM40 190V188L38 189ZM79 190V189H78ZM100 190V189H99ZM137 190V188H136ZM76 191V190H74ZM79 191V192H80ZM92 192L91 190H89ZM88 190L86 191L87 193L89 192ZM103 191V190H102ZM114 191V190H113ZM257 191V192H256ZM16 192V191H15ZM42 192V190H40ZM77 192V191H76ZM84 192V191H83ZM126 192V191H125ZM37 193V192H36ZM75 193V192H73ZM90 193V192H89ZM111 193V192H110ZM113 193V192H112ZM131 193V192H130ZM258 195L256 196L255 194ZM82 195V193H80ZM102 193H100L101 195ZM242 194L246 195V200L247 202L239 203V196ZM38 195V194H37ZM40 195V194H39ZM45 195V194H43ZM47 195H54V191H50L47 193ZM71 196V194H69ZM80 195V196H81ZM99 195V194H97ZM96 195V196H97ZM105 195V194H104ZM123 194H120V196ZM1 196V195H0ZM28 196V195H27ZM35 196V195H33ZM74 196V195H73ZM76 196V195H75ZM84 196V195H83ZM84 196V198H85ZM88 196V195H87ZM90 196V195H89ZM88 196V197H89ZM109 196V194H108ZM7 197V196H6ZM10 196L8 195V198ZM12 197V196H11ZM39 197V196H37ZM55 197V196H54ZM59 197V196H58ZM79 197V196H78ZM82 197V196H81ZM93 197V195L91 196ZM95 197V196H94ZM114 197V196H113ZM112 197V199H113ZM118 197V196H117ZM116 197V198H117ZM34 199V197H32ZM46 198V196H45ZM44 198V199H45ZM90 198V197H89ZM98 198V197H97ZM111 198V196H110ZM43 199V198H42ZM64 199V198H63ZM87 198L84 200L86 201ZM2 200V198H1ZM6 201H8L5 198ZM3 200V201H5ZM15 200V199H14ZM17 200V199H16ZM15 200V201H16ZM46 200V199H45ZM75 200V198H74ZM77 200V199H76ZM83 200V201H84ZM89 201L91 199H88ZM107 200V199H106ZM111 200V199H110ZM116 200V199H115ZM118 200V199H117ZM10 201V200H9ZM12 201V200H11ZM70 201V200H69ZM93 201V200H91ZM95 201V199H94ZM29 202V201H28ZM42 202V201H41ZM51 202V201H50ZM49 202V203H50ZM80 202V201H79ZM77 203V205L79 204ZM96 202V201H95ZM104 201L103 204H105ZM110 202V201H108ZM8 203V202H7ZM12 203V202H11ZM10 203V204H11ZM23 202H20V204ZM84 203V202H83ZM87 203V202H86ZM117 204L119 203L118 201L116 202ZM114 203V204H116ZM2 204V203H0ZM9 204V203H8ZM9 204V205H10ZM35 204V203H34ZM43 204V203H42ZM45 204V203H44ZM53 204V203H52ZM75 204V203H73ZM82 204V203H81ZM107 204V203H106ZM135 206H134V205ZM8 205V206H9ZM17 205V204H16ZM22 205V204H21ZM27 205V204H26ZM32 205V204H31ZM30 205V206H31ZM60 205V204H59ZM67 205V204H66ZM71 206V204H69ZM95 205V204H93ZM97 205V204H96ZM100 205V204H99ZM102 205V204H101ZM3 206V205H2ZM7 206V207H8ZM15 206V205H14ZM34 208L36 205H32ZM45 206V205H44ZM54 207V204L52 205ZM73 206V205H72ZM80 206V205H79ZM82 206V205H81ZM78 207V208H83V207ZM104 206V205H103ZM106 206V205H105ZM91 207V206H90ZM95 207V206H94ZM101 207V206H100ZM6 208V207H5ZM55 208V207H54ZM85 208V207H84ZM83 208V210H84ZM58 209V208H57ZM73 209V208H72ZM88 209V208H86ZM85 209V210H86ZM90 209V208H89ZM35 210V209H34ZM44 210V209H43ZM50 210V209H49ZM64 210L67 209H63ZM71 210V207H70ZM77 210V209H75ZM84 210V211H85ZM25 211V210H24ZM69 211V210H68ZM4 212V211H3ZM26 212V211H25ZM49 212V211H48ZM47 212V213H48ZM16 213V212H14ZM13 213V214H14ZM40 215V212H38ZM37 213V214H38ZM45 213V211H44ZM80 213V212H78ZM2 214V213H1ZM32 214V213H31ZM67 214V213H66ZM85 214V213H83ZM6 215V214H3ZM28 215V214H27ZM30 215V214H29ZM33 215V214H32ZM69 215V214H68ZM76 215V214H75ZM80 215V214H77ZM94 215H97L95 213ZM120 215L123 217L122 219L116 218V216ZM36 216V214H35ZM57 216V215H56ZM60 216V215H59ZM58 216V218H59ZM63 216V215H61ZM60 216V217H61ZM70 216V215H69ZM82 217V215H80ZM86 216V215H85ZM93 216V214H92ZM18 217V216H17ZM29 217V216H27ZM40 219V216H38ZM55 217V215L53 216ZM96 219V216H93ZM15 218V217H14ZM71 218V217H69ZM77 218V217H76ZM74 218L73 220H75ZM86 219L89 218L85 217ZM5 220V217L3 218ZM2 219V220H3ZM25 219V218H24ZM50 219V218H49ZM60 219V218H59ZM3 220V221H4ZM36 220V219H33ZM61 220V219H60ZM78 220V219H77ZM72 221V220H71ZM70 221V222H71ZM81 223V220H78V223ZM112 221L115 224V229L112 232L111 230H107L105 227L107 223ZM118 221V222H117ZM23 222V221H22ZM26 222V220H25ZM53 222V221H52ZM60 222V221H59ZM76 222V221H75ZM32 223V221H31ZM35 223V222H34ZM38 227L35 229L39 233V228L41 229V226L44 225L41 224L40 221L37 222ZM46 223V222H45ZM74 222H71L72 224ZM87 223V221H86ZM1 224H4L2 222ZM27 224V223H26ZM41 224V225H40ZM52 224V223H50ZM48 224V225H50ZM58 224V223H57ZM64 224V223H63ZM75 224V223H74ZM7 225V224H6ZM22 225V224H21ZM47 225V226H48ZM76 225V224H75ZM86 225V224H85ZM29 226V225H28ZM27 226V227H28ZM32 226V225H31ZM59 226V225H58ZM100 226V227H99ZM5 227V226H4ZM33 227V226H32ZM71 227V225H70ZM6 228V227H5ZM29 228V227H28ZM31 228V227H30ZM29 228V229H30ZM34 228V227H33ZM32 228V229H33ZM99 228V229H98ZM3 229V228H2ZM9 229V228H6ZM18 229V228H16ZM31 229V230H32ZM47 229V228H46ZM50 229V228H49ZM4 230V229H3ZM13 230V229H12ZM20 230V229H19ZM23 230V229H22ZM26 230V229H24ZM72 230V229H69ZM18 231V230H17ZM21 231V230H20ZM75 231V230H73ZM10 232V231H9ZM8 232V233H9ZM28 233V231H26ZM24 232V233H26ZM33 231H31L32 233ZM41 232V231H40ZM64 232V231H62ZM78 232V231H77ZM81 232V231H80ZM13 233V232H12ZM45 233V232H44ZM14 234V233H13ZM17 234V233H15ZM37 234V233H36ZM41 234V233H39ZM43 234V233H42ZM47 233H45L47 237ZM84 234V233H83ZM24 235V234H23ZM61 235V234H60ZM26 236V235H25ZM40 236V235H39ZM9 237V236H8ZM32 237V236H31ZM44 237V238H46ZM70 237V236H69ZM24 238V237H23ZM30 238V237H28ZM53 238V237H51ZM51 238H49L51 240ZM236 240V242L241 243L238 246H235L232 244V241ZM27 239V238H25ZM41 239V238H40ZM60 239V238H59ZM194 239V238H192ZM22 240V239H21ZM30 240V239H29ZM28 240V241H29ZM65 240V238L63 239ZM25 241V240H24ZM49 241V240H48ZM15 242V241H14ZM38 242V241H37ZM40 242H46V240H41ZM31 243V242H30ZM29 243V244H30ZM47 243V242H46ZM44 243V244H46ZM49 243H52L49 241ZM13 244V243H12ZM41 244V243H40ZM65 244V243H64ZM117 244V245H118ZM27 245V244H26ZM34 245V244H33ZM50 247L56 252L58 248H54L56 244H48ZM116 245V244H115ZM41 246V245H40ZM80 246V245H79ZM149 246V245H148ZM34 247V246H33ZM37 247V246H36ZM39 247V246H38ZM43 248L44 246H41ZM124 247V246H123ZM146 247V246H144ZM32 248V247H31ZM27 249V248H26ZM36 249V248H35ZM48 249V248H47ZM140 249V248H139ZM16 250V249H15ZM28 250V249H27ZM44 250V249H42ZM138 250V249H137ZM170 250V249H169ZM184 250V249H183ZM33 251V250H32ZM45 251V250H44ZM149 251V250H148ZM157 251V250H156ZM179 251V250H178ZM182 251V250H181ZM249 251V252H248ZM26 252V251H25ZM23 251V253H25ZM35 252V251H34ZM43 252V251H42ZM47 252V250H46ZM146 252V251H145ZM175 252V249H174ZM184 252V251H183ZM28 253V252H27ZM151 253V252H150ZM172 253V252H171ZM34 254V253H33ZM131 254V253H130ZM143 254V253H142ZM149 254V253H148ZM27 255V254H26ZM45 255V254H44ZM43 255V256H44ZM49 261H52L53 264L59 263V257L55 256V253L51 252L49 254ZM144 255V254H143ZM156 255V254H154ZM153 255V256H154ZM29 256V255H28ZM37 256V255H36ZM27 257V256H24ZM31 257V256H30ZM48 257V256H47ZM46 257V258H47ZM22 258V254H21ZM149 258V257H148ZM67 259V257L65 258ZM147 259V258H146ZM145 259V260H146ZM36 260V259H35ZM34 260V261H35ZM45 259H41L39 257V264H46L44 261ZM143 260V259H142ZM48 261V262H49ZM59 261V262H58ZM62 261H65L64 259ZM62 261L60 263H62ZM102 261V262H101ZM13 262V261H12ZM11 262V263H12ZM37 262V261H35ZM68 261H66L67 263ZM146 262V261H145ZM15 263V262H14Z\"/></svg>",
  "mask_w": 264,
  "mask_h": 264
},
{
  "label": "water",
  "instance_id": "3",
  "mask_svg": "<svg viewBox=\"0 0 264 264\" xmlns=\"http://www.w3.org/2000/svg\"><path fill=\"white\" fill-rule=\"evenodd\" d=\"M241 161L251 169L256 182L264 186V135L255 144L254 149L244 153Z\"/></svg>",
  "mask_w": 264,
  "mask_h": 264
}]
</instances>
